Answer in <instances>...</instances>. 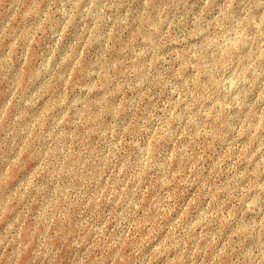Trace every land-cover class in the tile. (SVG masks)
<instances>
[{
    "label": "rangeland",
    "instance_id": "obj_1",
    "mask_svg": "<svg viewBox=\"0 0 264 264\" xmlns=\"http://www.w3.org/2000/svg\"><path fill=\"white\" fill-rule=\"evenodd\" d=\"M0 264H264V0H0Z\"/></svg>",
    "mask_w": 264,
    "mask_h": 264
}]
</instances>
